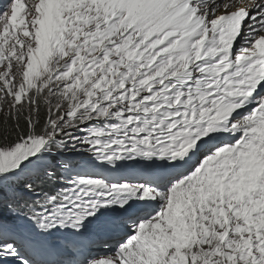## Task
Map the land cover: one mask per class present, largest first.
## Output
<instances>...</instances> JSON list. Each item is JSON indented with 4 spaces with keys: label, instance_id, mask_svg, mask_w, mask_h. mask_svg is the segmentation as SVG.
Segmentation results:
<instances>
[{
    "label": "snow or ice",
    "instance_id": "obj_1",
    "mask_svg": "<svg viewBox=\"0 0 264 264\" xmlns=\"http://www.w3.org/2000/svg\"><path fill=\"white\" fill-rule=\"evenodd\" d=\"M0 264H264V0L0 3Z\"/></svg>",
    "mask_w": 264,
    "mask_h": 264
},
{
    "label": "bare ground",
    "instance_id": "obj_2",
    "mask_svg": "<svg viewBox=\"0 0 264 264\" xmlns=\"http://www.w3.org/2000/svg\"><path fill=\"white\" fill-rule=\"evenodd\" d=\"M100 244H101V247L104 246L102 242H101ZM93 249H94V247H92L91 245H89V246L87 247V249H86V251L90 254V258H92V257H91V252H90L89 250H93ZM103 252H104V251H103ZM99 254H101V253H99Z\"/></svg>",
    "mask_w": 264,
    "mask_h": 264
}]
</instances>
